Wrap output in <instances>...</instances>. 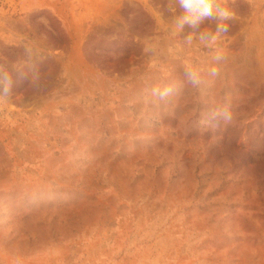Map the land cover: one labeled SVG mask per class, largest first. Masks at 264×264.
I'll use <instances>...</instances> for the list:
<instances>
[{"label":"rangeland","instance_id":"1","mask_svg":"<svg viewBox=\"0 0 264 264\" xmlns=\"http://www.w3.org/2000/svg\"><path fill=\"white\" fill-rule=\"evenodd\" d=\"M218 2L0 0V264H264V0Z\"/></svg>","mask_w":264,"mask_h":264},{"label":"clouds","instance_id":"2","mask_svg":"<svg viewBox=\"0 0 264 264\" xmlns=\"http://www.w3.org/2000/svg\"><path fill=\"white\" fill-rule=\"evenodd\" d=\"M179 7L183 10V15L177 18V23L180 28H183L185 24L189 26H195L204 19L218 18L220 20L229 19L232 13L227 9L220 7L218 0H177ZM218 32L227 31L226 25H218ZM214 38V37H213ZM216 73L215 69H212V74ZM193 83H197L195 73H190ZM161 97L167 96L168 91L162 92ZM223 118L226 121L231 120L230 114L223 113Z\"/></svg>","mask_w":264,"mask_h":264}]
</instances>
